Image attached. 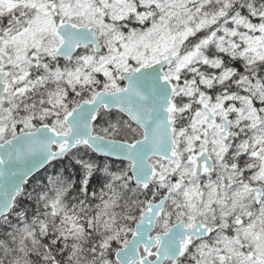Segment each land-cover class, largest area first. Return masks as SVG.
I'll use <instances>...</instances> for the list:
<instances>
[{
	"label": "snow or ice",
	"instance_id": "obj_1",
	"mask_svg": "<svg viewBox=\"0 0 264 264\" xmlns=\"http://www.w3.org/2000/svg\"><path fill=\"white\" fill-rule=\"evenodd\" d=\"M0 264H264V0H0Z\"/></svg>",
	"mask_w": 264,
	"mask_h": 264
}]
</instances>
